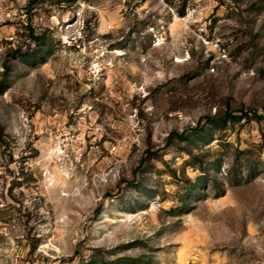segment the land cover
<instances>
[{"label":"rangeland","instance_id":"rangeland-1","mask_svg":"<svg viewBox=\"0 0 264 264\" xmlns=\"http://www.w3.org/2000/svg\"><path fill=\"white\" fill-rule=\"evenodd\" d=\"M69 1L0 0V264H264V0Z\"/></svg>","mask_w":264,"mask_h":264},{"label":"trees","instance_id":"trees-1","mask_svg":"<svg viewBox=\"0 0 264 264\" xmlns=\"http://www.w3.org/2000/svg\"><path fill=\"white\" fill-rule=\"evenodd\" d=\"M48 1L50 0H28L27 7L28 9H30L38 3H44ZM56 1H59V0H56ZM76 1L78 0H70L69 2L74 3ZM36 40H40V39H36ZM39 63L41 64L45 63V58H41ZM3 83L4 82H0V93H2L5 88ZM253 116L256 117L255 115ZM248 178L249 180H251L253 177L249 176ZM141 262L142 261H140L139 259H132V258H117V259L109 260L105 258H98L97 256H92L90 257L88 261H86L85 264H146V263H141Z\"/></svg>","mask_w":264,"mask_h":264}]
</instances>
